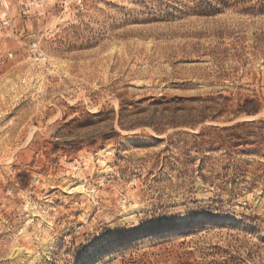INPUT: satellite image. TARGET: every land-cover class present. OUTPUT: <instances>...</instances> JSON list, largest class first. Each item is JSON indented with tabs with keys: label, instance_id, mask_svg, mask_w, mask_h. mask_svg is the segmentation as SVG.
<instances>
[{
	"label": "rangeland",
	"instance_id": "1",
	"mask_svg": "<svg viewBox=\"0 0 264 264\" xmlns=\"http://www.w3.org/2000/svg\"><path fill=\"white\" fill-rule=\"evenodd\" d=\"M0 264H264V0H0Z\"/></svg>",
	"mask_w": 264,
	"mask_h": 264
}]
</instances>
